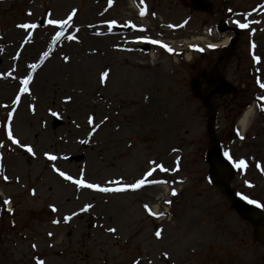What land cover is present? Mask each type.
<instances>
[{"label":"rangeland","instance_id":"1","mask_svg":"<svg viewBox=\"0 0 264 264\" xmlns=\"http://www.w3.org/2000/svg\"><path fill=\"white\" fill-rule=\"evenodd\" d=\"M129 1L0 0V264H215L220 242L229 238L223 228L239 240L238 228L246 229V221L206 181L209 114L189 85L232 35L216 29L218 20L247 27L236 38V58L219 64L238 93L212 98V130L233 161L245 160L232 188L249 199H264V102L255 108L245 138L234 131L242 109L264 95L254 83L256 74L264 81V0H204L211 8L207 12L190 0H133L159 18L129 21L145 25L143 32L107 33L115 31L107 25L117 17L137 13ZM69 13L72 22L53 42L61 26L47 20ZM20 23L37 28L19 29ZM31 30L29 43L25 33ZM147 34L172 51L138 39ZM212 45L217 49L209 50ZM45 51L43 68L50 67L49 73L39 71L29 91L20 93V80L34 72L28 66ZM253 57L262 62L254 65ZM10 129L20 146L9 143ZM154 160L167 169L158 174L167 190L157 183L101 192L59 174L115 189L141 178ZM117 180L121 183H113ZM167 199L169 211L163 220L155 219L150 206L161 211ZM85 205L91 207L81 211ZM244 249L237 264H260L261 247Z\"/></svg>","mask_w":264,"mask_h":264},{"label":"snow or ice","instance_id":"2","mask_svg":"<svg viewBox=\"0 0 264 264\" xmlns=\"http://www.w3.org/2000/svg\"><path fill=\"white\" fill-rule=\"evenodd\" d=\"M75 12V10H73V13ZM73 13H69L67 18L66 19H48L47 20V24L48 25H58V26H61V27H64V26H67L69 25L72 20H73ZM144 14V11L143 9H141V15ZM30 15V13H29ZM111 23H115V21H112ZM111 27V24L109 25ZM17 27L19 29H35L37 28V25L35 23H20L17 25ZM239 27L241 28H246L247 27V24H239ZM141 31H143V29L141 28L140 29ZM63 35L62 32L60 31H56L53 39L54 40H59L61 38V36ZM28 36H31V32L28 33ZM68 40H72L73 39V36L72 35H69L67 37ZM138 39H141V40H148V38L146 37H142V38H138ZM150 43H152L153 45H159L160 47L166 49L167 51H172L171 48H169L167 45L165 44H162L160 41L158 40H150L148 41ZM49 56V52L48 51H45L42 53L41 57H40V62L39 63H33V64H30L28 67L31 68V69H37L40 64H42L45 60L46 57ZM254 59H257L256 57H253ZM67 57H64V60L67 61ZM33 79L32 77V73L29 72L27 76H25L23 79L20 80V93H27L29 91V82ZM259 83V82H258ZM259 87L264 89V83H259ZM20 99L19 95L16 97V99H14L12 101L13 104H16L17 101ZM258 99H264V98H258ZM261 111H264V107H262L260 109ZM12 115L13 113L10 111L8 112V118L9 120H11L12 118ZM56 113H53V116H55ZM247 115L248 114H245V116L243 117V120H242V123L246 122L247 120ZM89 123L91 124L92 123V118L89 117ZM236 134L239 135V131L236 130ZM8 140L11 141V143L13 145H16L18 143L17 140L13 139L12 137V134L9 132L8 133V136H7ZM241 139H243V137H241ZM83 142H87V141H83ZM28 152L31 153V148H28L27 149ZM223 156L225 157V159L232 164V167H235V168H238V169H243L246 167V163H245V160L244 159H239L238 161H232L229 153L227 151H225L223 153ZM48 159L51 160V161H54L57 159L56 156L54 155H49L48 156ZM152 163V162H150ZM157 168H159L160 171H167V169H164L163 167L157 165L156 166ZM257 167H259V164H257ZM155 168L149 170V171H146L141 178H138L136 179L134 182H131V183H127L124 185V187H118V188H115V189H112V188H108V187H99L97 184H94V183H86L85 180L83 178L81 179H73L71 176H68V175H65L64 172H60L59 174L65 179V180H68V181H71L73 184L77 185L78 187H84V188H87V189H95V190H98V191H101V192H109V191H124L126 188L127 189H132V190H136V189H139L141 188L143 185H145L146 183H152V184H157V183H163V181L161 180H156L153 177V173L155 172ZM113 183H116V184H120L121 181L120 180H117V181H114ZM173 195H175V192H173ZM242 200H245L248 204H251V205H255L257 208H260L261 207V204L258 203L256 200L254 199H249L247 196H243L241 195L240 197ZM5 204L8 203V201H4ZM91 205H85L81 211H87L88 208H90ZM53 211H55V209L53 208ZM77 215V213L73 212L71 214V216H75ZM64 221L67 222L68 220L71 219L70 216H64L63 217ZM54 224L57 223V221L53 220L52 221ZM109 231H114L113 229H109ZM156 236L157 238H159L160 236V231L158 230L156 233ZM37 264H42V262L40 261H37Z\"/></svg>","mask_w":264,"mask_h":264},{"label":"water","instance_id":"3","mask_svg":"<svg viewBox=\"0 0 264 264\" xmlns=\"http://www.w3.org/2000/svg\"><path fill=\"white\" fill-rule=\"evenodd\" d=\"M218 92L223 93L224 91H229V87L219 79L218 82ZM216 91V90H213ZM207 162L209 163V177L213 184L219 186V188L226 194L231 195L232 192L229 189L228 181L233 176V170L230 167V164L222 159L219 148L212 144L209 146V149L206 152L205 156ZM232 196V195H231ZM232 202L236 210L245 218L250 219L251 221L257 223L259 219H264V214L261 213L256 208H253L251 205H246L232 196ZM253 214L258 215V218H255Z\"/></svg>","mask_w":264,"mask_h":264},{"label":"bare ground","instance_id":"4","mask_svg":"<svg viewBox=\"0 0 264 264\" xmlns=\"http://www.w3.org/2000/svg\"><path fill=\"white\" fill-rule=\"evenodd\" d=\"M130 8H131V6H129ZM136 16L137 17H142V15L140 14V15H138V14H136V15H134V16H132V15H130L129 17L126 15V17H118L119 19H120V21H123V20H125V19H127V18H131V19H135L136 18ZM42 21V20H41ZM118 26V25H117ZM116 26V27H117ZM122 26V25H121ZM128 27H131V25H129ZM33 30H31V34H33ZM31 39V40H30ZM194 39H201V37H192V40H194ZM27 40H30V42L29 43H32V41H33V37H31V36H28V34H27ZM227 42H228V38H225L223 41H222V44L223 45H225V44H227ZM40 61H38L37 63H39ZM46 64H45V62L43 63V64H40V66L37 68V69H34V72H33V74H32V77H34V76H36V75H38L42 70H43V72L46 74L45 76H47V74L49 73V71H50V67H46V68H43L44 66H45ZM40 71V72H39ZM42 83V81H40L39 82V84H38V86L40 85ZM37 86V89H40L39 87ZM35 89H36V86H35ZM39 91V90H38ZM245 114H248L247 115V120H246V122H244V123H242V120H243V117L245 116ZM253 114H254V108L253 107H251V106H249L248 108H246L245 110H244V112H243V114H242V116L240 117V119H239V125H240V127H241V131H245V129H246V127H247V124H248V122L250 121V119L252 118V116H253ZM82 158V156H75L74 157V160H79V159H81ZM62 159H64V158H62ZM67 160V159H66ZM157 165H159V164H155L154 165V167L156 168V170L155 171H158L159 170V168H157L156 166ZM160 166V165H159ZM149 170H151L150 168H148V169H146V171H149ZM154 179H156V180H158V177H155ZM127 181V180H126ZM135 180H132L131 182H134ZM70 182V181H69ZM131 182H123V186L125 185V184H127V183H131ZM153 186H156V185H148V186H146V187H143V188H141L142 190L143 189H147V188H149V187H153ZM157 188V187H156ZM163 188H165L164 186H163ZM126 190L129 192L131 189H127L126 188ZM153 211H156L157 210V206L156 205H154L153 206Z\"/></svg>","mask_w":264,"mask_h":264}]
</instances>
